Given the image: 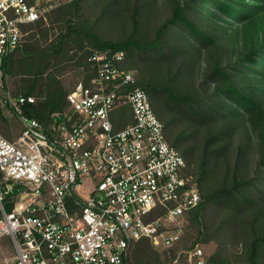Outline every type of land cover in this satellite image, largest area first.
I'll return each instance as SVG.
<instances>
[{
    "label": "trees",
    "instance_id": "16d2710c",
    "mask_svg": "<svg viewBox=\"0 0 264 264\" xmlns=\"http://www.w3.org/2000/svg\"><path fill=\"white\" fill-rule=\"evenodd\" d=\"M45 15L53 62L29 61L41 64L26 75L3 64L12 95L35 97L24 114L48 124L67 106L60 75L88 84V57L121 51L200 195L184 245L199 244L205 264H264V0H64ZM43 22L23 26L21 64L44 52ZM116 115L118 126L132 121L128 107ZM9 126L0 111L7 138ZM167 260L147 238L132 245L130 264Z\"/></svg>",
    "mask_w": 264,
    "mask_h": 264
},
{
    "label": "built area",
    "instance_id": "2783aa9c",
    "mask_svg": "<svg viewBox=\"0 0 264 264\" xmlns=\"http://www.w3.org/2000/svg\"><path fill=\"white\" fill-rule=\"evenodd\" d=\"M58 4L0 0V111L21 123L11 138L0 133V238L14 250L0 264H130L141 238L175 249L165 264H205L199 244L184 245L185 214L200 195L135 70L120 66L121 51L90 55L93 77L74 83L48 124L24 114L34 96L4 85L3 64L19 50L23 26L48 21ZM123 107L132 121L118 126Z\"/></svg>",
    "mask_w": 264,
    "mask_h": 264
},
{
    "label": "rangeland",
    "instance_id": "374dc122",
    "mask_svg": "<svg viewBox=\"0 0 264 264\" xmlns=\"http://www.w3.org/2000/svg\"><path fill=\"white\" fill-rule=\"evenodd\" d=\"M41 2H47L49 0H40ZM64 0H50V3H61ZM43 26H45L46 30H47V40L43 46V49H45L47 46L49 47V45L51 44V40H52V29H51V25L49 21H44L43 22ZM20 49L17 51V53L13 56L12 58V62L10 61V65L13 69H21L18 70L21 73L29 74L32 71H30V67H38L41 63H37V64H29V61H36L37 58H42L40 59V61H48V63H52V56H48V55H43V57H41V55L37 54V57L31 60H24V62L21 64L20 63ZM45 57V58H44ZM51 65V64H50ZM60 79L62 81V83L64 84V86L69 90L74 83L80 79V77L77 75H74V72L71 71H66L64 73H62L60 75ZM9 88H10V83L8 84ZM8 116V119H10ZM21 128V123L17 120L11 121L10 126H9V130L10 133L12 135V133H16L17 131H19V129ZM212 245H210V248L208 247L207 251L212 249ZM132 248V247H131ZM175 249H173L170 254H168L167 252H163L162 250L160 251L163 255H165L167 257V259H169V256L173 253ZM131 252V249H130ZM0 256L3 257H12L14 256V250H13V246L12 243L9 239L8 236H3L2 238H0Z\"/></svg>",
    "mask_w": 264,
    "mask_h": 264
}]
</instances>
